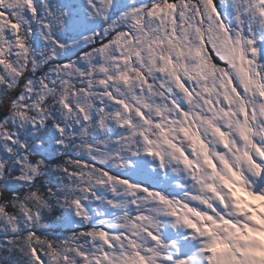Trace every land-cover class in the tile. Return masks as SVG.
<instances>
[{"label": "snow or ice", "instance_id": "obj_1", "mask_svg": "<svg viewBox=\"0 0 264 264\" xmlns=\"http://www.w3.org/2000/svg\"><path fill=\"white\" fill-rule=\"evenodd\" d=\"M0 264H264V0H0Z\"/></svg>", "mask_w": 264, "mask_h": 264}]
</instances>
